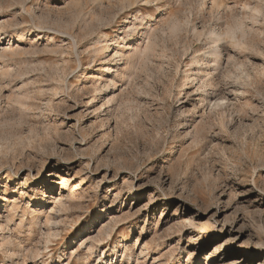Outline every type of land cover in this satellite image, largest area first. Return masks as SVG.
<instances>
[{
  "label": "rangeland",
  "instance_id": "rangeland-1",
  "mask_svg": "<svg viewBox=\"0 0 264 264\" xmlns=\"http://www.w3.org/2000/svg\"><path fill=\"white\" fill-rule=\"evenodd\" d=\"M28 28L0 264H264V0H0V39Z\"/></svg>",
  "mask_w": 264,
  "mask_h": 264
},
{
  "label": "bare ground",
  "instance_id": "bare-ground-1",
  "mask_svg": "<svg viewBox=\"0 0 264 264\" xmlns=\"http://www.w3.org/2000/svg\"><path fill=\"white\" fill-rule=\"evenodd\" d=\"M25 33V34H24ZM31 34H34V41L36 42V43H45V41L48 39V37H47V35L45 34H41V33H35L34 31H32V29H30V28H28L27 30H26V32H19V31H16V30H12V31H10V33H6V34H2L1 35V37H3L2 39H0V42H5V40L6 39H4V37L5 38H7L8 39V41L10 42V41H13V40H20V39H24L25 37H27V38H25V39H28V36L29 35H31ZM24 35H27V36H24ZM53 39V38H52ZM50 40V39H49ZM50 42H52V41H50ZM123 46V45H122ZM118 53V52H117ZM119 56H121V55H119ZM109 69H106V70H104V71H108ZM78 173V170L76 169L75 170V173ZM39 179V178H38ZM11 192V191H10ZM2 197H5L6 198V203H9V199H8V197H6V196H2ZM19 208H21L20 206H17L16 204H10V209H9V211H8V213H7V215L6 216H9V214H11V215H14V213L19 209ZM18 212V211H17ZM0 217H2V215L0 214ZM92 222V221H91ZM3 224V220H1V218H0V225H2ZM2 230H3V228H2ZM104 238V237H103ZM99 241V240H98ZM102 241V240H101ZM37 258H38V256H35V260H34V262H36L37 261ZM39 260H41V259H39ZM33 264V263H32Z\"/></svg>",
  "mask_w": 264,
  "mask_h": 264
}]
</instances>
